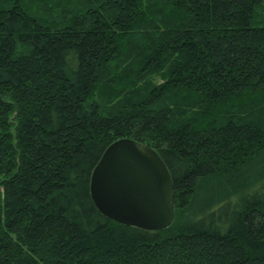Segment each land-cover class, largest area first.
<instances>
[{
  "label": "trees",
  "instance_id": "16d2710c",
  "mask_svg": "<svg viewBox=\"0 0 264 264\" xmlns=\"http://www.w3.org/2000/svg\"><path fill=\"white\" fill-rule=\"evenodd\" d=\"M122 137L168 170L163 229L90 198ZM0 264H264V0H0Z\"/></svg>",
  "mask_w": 264,
  "mask_h": 264
},
{
  "label": "water",
  "instance_id": "95a60500",
  "mask_svg": "<svg viewBox=\"0 0 264 264\" xmlns=\"http://www.w3.org/2000/svg\"><path fill=\"white\" fill-rule=\"evenodd\" d=\"M89 194L95 208L119 224L160 230L173 220L172 181L158 153L126 137L110 142L93 166Z\"/></svg>",
  "mask_w": 264,
  "mask_h": 264
},
{
  "label": "rangeland",
  "instance_id": "374dc122",
  "mask_svg": "<svg viewBox=\"0 0 264 264\" xmlns=\"http://www.w3.org/2000/svg\"><path fill=\"white\" fill-rule=\"evenodd\" d=\"M129 53H124L123 54V63H126V61L128 63H130L131 59H132V55H128ZM158 81V80H157ZM111 98H116L119 95H117V92H111L110 93ZM110 99V98H109ZM106 101H108V99H106ZM187 109V108H186ZM193 108H189L187 110L188 111H192ZM187 114L185 113V116ZM259 163L252 165L249 169L247 170H252L251 172L247 171L245 173H241L242 175L239 177H236L233 179V182H227L224 181L220 183V185H214L210 182H208L207 184H204L201 186V190H198L196 192V194L194 195V198L191 200L190 202V206L188 209H186V212H183V216L189 217L190 215H194L197 212V208L201 205V204H212L214 202H216L217 198L220 197L221 195L224 194V196L226 194H231V192L234 191V189L236 188H241V186H249L252 183L250 182H255L256 180V168L258 167ZM241 182V183H240ZM235 187V188H234ZM221 198V197H220ZM219 198V199H220ZM174 216V215H173Z\"/></svg>",
  "mask_w": 264,
  "mask_h": 264
}]
</instances>
